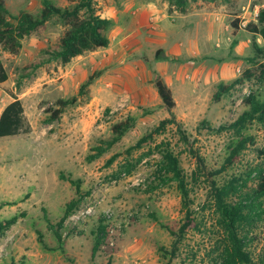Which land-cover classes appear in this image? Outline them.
<instances>
[{"label": "rangeland", "instance_id": "374dc122", "mask_svg": "<svg viewBox=\"0 0 264 264\" xmlns=\"http://www.w3.org/2000/svg\"><path fill=\"white\" fill-rule=\"evenodd\" d=\"M4 1L12 14L28 11L36 15L44 0ZM53 1L64 8L80 0ZM95 1L100 15L106 5L111 6L108 0ZM190 2L184 14L194 18L192 27L200 51L194 59L180 55L175 60L185 68L194 62L200 73L198 80L178 94L186 99L178 101L179 107L174 109L183 128L168 126L153 143L139 149L133 148L138 140L171 117L163 103L156 105L150 94L144 100L119 90L114 99L100 101L93 100L90 91L88 98L83 97L78 105L67 107L56 121H51L59 108L58 101L77 95L99 62V55L87 52L67 65L52 62L30 72L33 64L45 58L42 52L56 48L66 32L60 20L54 18L25 38L17 54L0 47L9 74V80L0 85V115L15 97L22 100L25 108L22 133L0 138V225L6 227L7 220L19 217L15 225L0 229V264H166L158 249H170L174 237L162 225L177 231L185 211L176 183L155 189L162 161L156 147L160 144H170L179 156L190 181L192 209L202 223L201 231L186 235L172 264H212L217 255L216 242L223 235L211 206L213 182L223 184L234 176L245 177L253 167L264 165V124L247 125L243 133L252 136L254 143L232 164L228 158L239 136L232 130L218 131L234 123L247 109L242 95L246 86L249 91L264 88L260 66L250 62L255 53L254 39L261 46L264 43L249 28L251 23H257L264 0ZM236 22L238 27L234 26ZM113 27L108 33L110 39ZM207 33L208 45L204 41ZM148 49L139 57L149 64L151 47ZM156 55L159 61L170 60L163 50ZM249 69L255 73L251 81L237 86L219 102L213 99L221 83L230 84ZM125 95L129 102L116 110ZM128 116L137 118L135 127L103 157L88 162L91 149L111 138L112 126ZM203 121L213 130L201 126ZM182 132L188 142L183 141ZM113 157L115 160L109 164ZM198 157L203 158L204 165ZM61 172L82 183L83 198L77 209L90 202L97 205V212L88 220L63 227V243L50 223L60 222L67 204L77 197V189L60 178ZM136 180L139 184H133ZM109 211L113 216L107 219ZM102 219L107 220L109 235L93 255V232ZM247 230L250 250L258 261L264 256V214Z\"/></svg>", "mask_w": 264, "mask_h": 264}, {"label": "trees", "instance_id": "16d2710c", "mask_svg": "<svg viewBox=\"0 0 264 264\" xmlns=\"http://www.w3.org/2000/svg\"><path fill=\"white\" fill-rule=\"evenodd\" d=\"M169 3V11H178L184 13L190 7L191 0H165ZM217 1V0H208ZM54 18L60 20L65 27L66 32L60 38L56 48L47 49L42 52L45 58L33 64L30 72L52 62H58L67 65L78 56L87 52H93L100 48H107L111 39L108 33L114 25L111 19L102 18L98 13L95 0H80L79 2L67 7H59L53 0H44L43 7L38 14L28 11H21L18 14H12L6 6L4 0H0V47L11 54H17L22 47L25 38L31 36ZM238 27V22L234 24ZM250 30L257 36H260L264 43V8L260 9L257 16V23L249 25ZM254 57L250 58L252 64L260 66L262 76L264 77V46H261L257 39L253 41ZM102 75V71H94L81 84L78 94L69 99H60L58 101L59 108L53 112L51 121H56L64 110L69 106L78 105L83 97L90 96V88L95 81ZM255 77L252 69L246 70L245 73L231 82L230 84L221 83L218 90L213 96L216 102H219L226 94H229L237 86L251 81ZM9 80L7 68L0 55V85ZM154 85L162 100L163 106L168 110L171 117L166 118L160 124L152 129L149 133L143 135L133 147L141 148L146 144L153 143L155 137L163 134L168 126L176 125L180 130L183 123L178 121L174 109L176 101L171 88L160 78L154 80ZM20 87V84H18ZM244 105L247 108L245 112L232 124L221 127L218 131L232 130L239 136L231 154L228 158L230 164L249 144L254 143L252 136L244 135V130L248 124L257 122L264 124V88L250 89L249 94L244 96ZM137 122L134 116H128L125 120L112 126L113 135L107 140H101L100 143L91 149V153L86 157L88 162H94L106 153H108L115 145H117L125 135L131 131ZM25 124V108L21 99L15 97L2 111L0 115V138L19 135L23 131ZM201 126H205L213 130L207 121H203ZM186 133L182 132V139L188 142ZM163 144L156 147L160 150L162 161L160 169L157 172L158 184L155 189L176 183L182 195V205L185 211L184 220L177 231L167 226L170 234L174 237V241L170 249L160 246L158 251L161 257L167 261L166 264H172L177 257L180 247L186 235L190 231H201V221L192 209L193 201L191 200L190 181L181 167V160L170 144L162 147ZM115 157L109 160V164L113 163ZM201 165H204L202 157H198ZM226 168V167H225ZM224 168V169H225ZM62 180L69 181L77 189V197L71 200L65 210V214L57 225L50 223L51 229L54 231L59 242L63 243L62 229L65 220L73 213L83 193L81 191V181L74 180L70 176L67 177L64 172L60 173ZM264 165L255 166L245 177H232L223 184L213 182L212 188V207L218 216L217 222L223 231L215 245L214 252L217 255L213 258L212 264H264V256L255 261L250 250V242L248 238L247 227L257 223L264 214ZM18 216L5 222L6 227L15 225ZM107 220H101L96 231L93 232L95 242L93 247V255H95L105 243L109 229L106 224ZM2 224L0 229L6 228ZM42 241V240H41ZM11 264H27L25 261ZM109 264H111L109 262Z\"/></svg>", "mask_w": 264, "mask_h": 264}, {"label": "crops", "instance_id": "0c3cea01", "mask_svg": "<svg viewBox=\"0 0 264 264\" xmlns=\"http://www.w3.org/2000/svg\"><path fill=\"white\" fill-rule=\"evenodd\" d=\"M108 1L111 6L104 7L101 17L111 19L114 30L107 48L91 52L99 55L94 71H102L90 88L93 100L114 99L119 90H125L128 95L144 100H148L150 94L156 105H161L162 100L153 83L160 78L171 88L178 109V101L186 100L178 94L187 90L192 81L198 80L200 73L194 62L185 68L176 61L180 55L191 59L198 57L200 49L192 27V14L170 12L165 0ZM204 41L209 44L208 33ZM148 47H151V56H147L149 64L139 57L149 50ZM159 50H163L170 60L159 61L156 55Z\"/></svg>", "mask_w": 264, "mask_h": 264}, {"label": "built area", "instance_id": "2783aa9c", "mask_svg": "<svg viewBox=\"0 0 264 264\" xmlns=\"http://www.w3.org/2000/svg\"><path fill=\"white\" fill-rule=\"evenodd\" d=\"M243 26L246 27V24H243ZM248 94H249V90H248V87L246 86V88L244 89V94H242V95L246 96ZM128 102H129V96L125 95L118 102V104L116 106V110H119V109L125 107ZM133 184H139L138 180L134 181ZM96 206H97L96 204L90 202L87 205H85L84 207H80L79 209H76L65 220L64 226L66 227L68 225H76L82 221L88 220L90 217L94 216L95 213L97 212ZM112 216H113L112 211L107 212V216H106L107 219L112 218Z\"/></svg>", "mask_w": 264, "mask_h": 264}]
</instances>
